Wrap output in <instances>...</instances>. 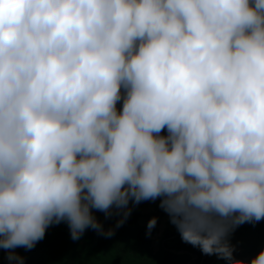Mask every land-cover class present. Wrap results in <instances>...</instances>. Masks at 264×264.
<instances>
[{"label": "clouds", "instance_id": "1", "mask_svg": "<svg viewBox=\"0 0 264 264\" xmlns=\"http://www.w3.org/2000/svg\"><path fill=\"white\" fill-rule=\"evenodd\" d=\"M149 200L228 264L264 220V0H0L9 264L52 224L79 240Z\"/></svg>", "mask_w": 264, "mask_h": 264}, {"label": "trees", "instance_id": "2", "mask_svg": "<svg viewBox=\"0 0 264 264\" xmlns=\"http://www.w3.org/2000/svg\"><path fill=\"white\" fill-rule=\"evenodd\" d=\"M151 207L145 210L149 204ZM159 202L130 204V214L113 210L110 217L95 211L104 231L87 229L79 240H73L67 222L52 224L34 248H18L24 264H228L217 255H205L198 247L185 243L176 228L167 220ZM167 216V214H166ZM157 224L151 230L148 222ZM123 222L118 225V221ZM113 229L108 236L105 232ZM233 264H243L264 248V220L244 223L231 236ZM0 264H9L6 250L0 249Z\"/></svg>", "mask_w": 264, "mask_h": 264}, {"label": "rangeland", "instance_id": "3", "mask_svg": "<svg viewBox=\"0 0 264 264\" xmlns=\"http://www.w3.org/2000/svg\"><path fill=\"white\" fill-rule=\"evenodd\" d=\"M145 210H147V208H145ZM167 220H169V219H168V216H166V214H165V216H164V218H163V221H162V222H163V224H164V223H166V222H167Z\"/></svg>", "mask_w": 264, "mask_h": 264}, {"label": "crops", "instance_id": "4", "mask_svg": "<svg viewBox=\"0 0 264 264\" xmlns=\"http://www.w3.org/2000/svg\"><path fill=\"white\" fill-rule=\"evenodd\" d=\"M152 202H159L158 200L157 201H152ZM152 203L149 204V206H147V210L151 207Z\"/></svg>", "mask_w": 264, "mask_h": 264}]
</instances>
